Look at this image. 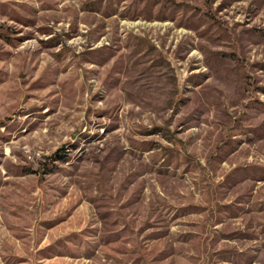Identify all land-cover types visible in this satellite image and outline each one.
I'll return each mask as SVG.
<instances>
[{
    "label": "rangeland",
    "instance_id": "obj_1",
    "mask_svg": "<svg viewBox=\"0 0 264 264\" xmlns=\"http://www.w3.org/2000/svg\"><path fill=\"white\" fill-rule=\"evenodd\" d=\"M0 264H264V0H0Z\"/></svg>",
    "mask_w": 264,
    "mask_h": 264
}]
</instances>
